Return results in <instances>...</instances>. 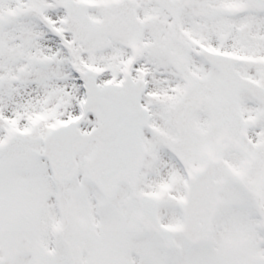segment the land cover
Here are the masks:
<instances>
[{
	"label": "snow or ice",
	"instance_id": "obj_1",
	"mask_svg": "<svg viewBox=\"0 0 264 264\" xmlns=\"http://www.w3.org/2000/svg\"><path fill=\"white\" fill-rule=\"evenodd\" d=\"M0 264H264V0H0Z\"/></svg>",
	"mask_w": 264,
	"mask_h": 264
}]
</instances>
